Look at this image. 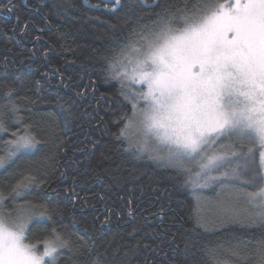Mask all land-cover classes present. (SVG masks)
I'll list each match as a JSON object with an SVG mask.
<instances>
[{
  "label": "snow or ice",
  "instance_id": "1",
  "mask_svg": "<svg viewBox=\"0 0 264 264\" xmlns=\"http://www.w3.org/2000/svg\"><path fill=\"white\" fill-rule=\"evenodd\" d=\"M102 2L109 13H119L116 19L128 31L126 37L113 32L106 49L111 55L100 57L107 62L105 80L117 84L118 103L131 105V114L119 117L125 123L116 139L129 142L128 129L134 127L145 143L154 144L148 160L174 170L175 179L192 185L194 193L216 192L207 212L198 211L193 226L182 233L184 252L195 256L192 249L200 234L225 225L264 230V0H179L163 6L160 0ZM61 6L73 5L65 0ZM89 7L98 9L100 4ZM15 91L9 88L2 103L13 116L10 123L22 125L23 131L18 127L9 133L7 113L0 115V264H59L65 253L68 264H108L111 243L105 246L102 237L81 228L75 218L72 231L57 225L55 218H64L59 206L47 195H32L45 181L17 161L35 154L42 140L19 115ZM124 151L144 158L143 148ZM73 197L79 199L74 190ZM128 204L132 215V201ZM164 209L162 205L160 211ZM47 222L54 226L45 238L26 243L33 225ZM171 235L170 246L177 239ZM247 245L238 240L226 251L240 264L251 255L257 256L256 264H264V238L254 251L245 252ZM219 251L203 250L216 264Z\"/></svg>",
  "mask_w": 264,
  "mask_h": 264
},
{
  "label": "trees",
  "instance_id": "2",
  "mask_svg": "<svg viewBox=\"0 0 264 264\" xmlns=\"http://www.w3.org/2000/svg\"><path fill=\"white\" fill-rule=\"evenodd\" d=\"M99 1L71 0L72 7H62L65 0H44L41 13L24 17L19 1L7 18L0 0V115L7 113L4 122L9 133L18 127L23 131L22 125L10 123L13 116L2 103L4 93L15 89L13 100L19 105V115L42 140L35 154L17 161L45 181L32 195H47L51 204L59 206L64 218H55L57 225L72 231L70 221L75 218L81 228L102 237L105 246L111 243L108 264H145V260L149 264H216L204 256L207 247L220 250V264H240L226 249L244 240L248 242L245 252L254 251L264 230L225 225L201 233L192 249L195 256L186 254L182 233L193 226L197 212L202 213L197 197L202 201L213 190L194 193L192 185L175 179L174 170L158 167L147 159V152L143 159H135L124 149L137 147L116 139L125 123L119 117L130 115L131 105L118 103L117 84L105 80L107 62L100 57L111 55L106 49L113 32L126 37L128 31L117 21L119 13L102 9L104 3ZM178 2L160 0L162 6ZM92 4L100 8H90ZM110 24L116 28L109 30ZM18 178L8 179L7 184ZM73 190L79 199H74ZM129 200L132 215L128 214ZM106 217L109 223L103 224ZM53 226V222L34 224L27 242L43 240ZM171 234L177 239L170 246ZM73 239H77L75 233ZM256 261L257 256L251 255L246 264ZM59 264H68L67 253Z\"/></svg>",
  "mask_w": 264,
  "mask_h": 264
},
{
  "label": "flooded vegetation",
  "instance_id": "3",
  "mask_svg": "<svg viewBox=\"0 0 264 264\" xmlns=\"http://www.w3.org/2000/svg\"><path fill=\"white\" fill-rule=\"evenodd\" d=\"M20 1V2H19ZM102 0H100L98 3H100ZM2 3H4V7L6 9L7 14L3 13L4 17L11 18L13 14L14 6L17 2L21 3L22 5V12L23 17L24 16H33L37 12L41 13V9L44 5V0H1ZM85 3L90 4V0H85ZM111 7V6H108ZM104 7H102L103 9ZM110 217V216H109ZM103 221L105 218L102 219Z\"/></svg>",
  "mask_w": 264,
  "mask_h": 264
},
{
  "label": "rangeland",
  "instance_id": "4",
  "mask_svg": "<svg viewBox=\"0 0 264 264\" xmlns=\"http://www.w3.org/2000/svg\"><path fill=\"white\" fill-rule=\"evenodd\" d=\"M144 90H146V89H144ZM128 134L130 136V141L129 142H131V146H135V147H137V149H139V147H138L139 145L137 144V143H139L140 147L145 149V152H147V153L154 148V144L153 143H151V142L145 143V141H144L142 136L136 135V129L134 127H130L128 129ZM136 140H137V142H136ZM211 192H212L211 196H207L205 199H202V201H200L201 199L198 200L199 203H201L200 209L202 210V213L205 210L207 212V202H208V200L214 199V197L216 195L215 191H211ZM26 243H28V242L26 241Z\"/></svg>",
  "mask_w": 264,
  "mask_h": 264
}]
</instances>
